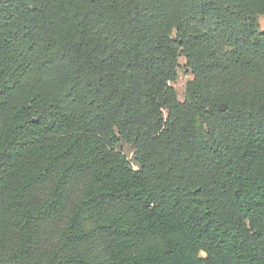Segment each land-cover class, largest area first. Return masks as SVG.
<instances>
[{"label":"trees","instance_id":"trees-1","mask_svg":"<svg viewBox=\"0 0 264 264\" xmlns=\"http://www.w3.org/2000/svg\"><path fill=\"white\" fill-rule=\"evenodd\" d=\"M262 16L0 0V264H264Z\"/></svg>","mask_w":264,"mask_h":264},{"label":"rangeland","instance_id":"rangeland-1","mask_svg":"<svg viewBox=\"0 0 264 264\" xmlns=\"http://www.w3.org/2000/svg\"><path fill=\"white\" fill-rule=\"evenodd\" d=\"M259 23H260L261 30L264 31V16L259 18ZM180 65H181V68L179 71V77L176 80V82L172 84V86L177 91L178 99L181 102H183L185 100L187 84L193 79V76L190 74L189 69L186 67V61L184 58L180 59ZM117 150L121 151L126 156H128L130 160L133 159L134 149L131 146H128L125 143H121L117 147Z\"/></svg>","mask_w":264,"mask_h":264},{"label":"built area","instance_id":"built-area-1","mask_svg":"<svg viewBox=\"0 0 264 264\" xmlns=\"http://www.w3.org/2000/svg\"><path fill=\"white\" fill-rule=\"evenodd\" d=\"M133 169H134V170H137V167H136V166H134V167H133Z\"/></svg>","mask_w":264,"mask_h":264}]
</instances>
